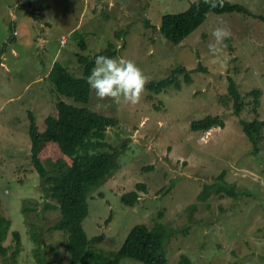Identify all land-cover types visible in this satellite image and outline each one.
Wrapping results in <instances>:
<instances>
[{
	"label": "rangeland",
	"instance_id": "1",
	"mask_svg": "<svg viewBox=\"0 0 264 264\" xmlns=\"http://www.w3.org/2000/svg\"><path fill=\"white\" fill-rule=\"evenodd\" d=\"M192 1L0 0V213L11 223L3 243L11 248L0 255V264L69 260L66 232L49 230L60 218L58 204L42 198L30 160L29 115L41 129L59 99L119 120L106 129L107 146L99 148L119 150L117 169L87 195L83 228L89 238L96 237L94 252L116 251L136 224L152 227L161 222L174 231L164 247L165 264H264V125L254 149L239 123L255 118L264 123V0H229L250 14L209 12L195 30L173 44L159 32L162 16L182 12ZM216 27L230 32L231 49L224 41L221 51L212 55L209 45L215 43L211 32ZM13 29L15 36L9 40ZM121 29L124 48L122 39L114 36ZM109 42L117 49L113 58L132 60L146 81L161 80L179 65L186 67L190 80L182 76L178 88L170 85L160 93L144 87L135 105L122 98L98 99L92 89L87 104L54 91L46 78L54 61L82 76L76 55L92 56ZM228 77L244 96L239 116L227 93ZM254 88L260 90L256 112L254 97L247 95ZM208 115H218L224 127L190 129L192 121ZM222 171L224 177L217 179ZM137 183H144L146 191L138 192L133 206L124 204L121 195ZM207 186H221L236 195L212 192L198 198ZM25 201L36 208L26 215ZM14 231L20 246L12 256ZM120 264L143 263L123 258Z\"/></svg>",
	"mask_w": 264,
	"mask_h": 264
},
{
	"label": "trees",
	"instance_id": "2",
	"mask_svg": "<svg viewBox=\"0 0 264 264\" xmlns=\"http://www.w3.org/2000/svg\"><path fill=\"white\" fill-rule=\"evenodd\" d=\"M22 7L26 11L28 10V6L22 5ZM48 7L46 5L41 8L46 9ZM209 12L250 14L243 5L229 0H223V7L215 9L210 8L204 0H193L186 10L163 15L159 32L165 39L177 44L195 30L205 20L206 14ZM33 16L38 17L35 12H33ZM261 19L264 21V17ZM145 24L148 28L152 26L148 19L145 20ZM12 32L9 40L15 36L14 29ZM124 35V29L114 33L115 37L122 39L121 48H124ZM229 40L230 37L225 42L231 49ZM79 46L81 49L85 47L83 40ZM116 54L117 49L114 44L109 42L105 49L92 56L76 55L78 62L83 65L82 76H74L65 66L54 61L46 78L59 95L71 98L78 103L87 104L91 89L86 81L93 67L94 57L96 55L114 57ZM182 76L184 81L190 80L186 67L179 65L161 80L146 81L144 87L151 93H160L170 85L178 88L180 86L179 78ZM227 79V93L232 101V109L234 114L239 116L245 107L244 96L239 92L235 81L231 77ZM247 95L254 97V111L256 112L259 105L260 90L254 88ZM29 119L30 160L40 179L42 198L44 201L47 199L54 200L58 204L60 212V218L49 226V230H62L67 234L64 249L69 254V260L62 264H120L123 258H131L143 264H165L164 247L167 238L171 237L174 231H168L161 222H157L152 227L143 223L132 226L116 251L101 250L94 252L91 248L96 237L89 238L83 228V220L88 214L87 195L90 188L100 186L117 169L119 150L112 148L101 151L99 148L107 146L104 141L106 129L117 126L119 120L115 116L103 115L86 106L78 107L61 99L56 101L54 111L43 118L41 129L36 125L31 114ZM239 123L256 149V142L260 138V131L264 125L263 121L258 118L251 121L240 119ZM213 127H224V122L218 115H208L190 123L192 131H207ZM224 174L225 171H222L217 179H222ZM231 184L234 191L235 184ZM210 188L211 186H207L206 190L203 188L198 198L206 199L212 192H225L230 196L236 195L222 191L221 186L215 189ZM141 191L145 192L146 187L144 183H137L134 190L121 195V201L126 205L133 206L139 199L138 192ZM26 202L23 205L25 215L27 212L36 209L27 206ZM46 206L49 207V205ZM109 220L108 218L105 222L108 223ZM27 221L31 225V222ZM10 224V220L0 213V255L2 256H5L7 250L11 248L3 244ZM31 229L32 231L34 229L32 225ZM13 239L15 246L12 256H15L20 246V236L17 231L13 232ZM32 239L36 242L39 241L34 231L32 232ZM35 255H38L37 250ZM91 260L94 262L92 263ZM184 260L187 261L185 258ZM39 264H43L40 259Z\"/></svg>",
	"mask_w": 264,
	"mask_h": 264
},
{
	"label": "clouds",
	"instance_id": "3",
	"mask_svg": "<svg viewBox=\"0 0 264 264\" xmlns=\"http://www.w3.org/2000/svg\"><path fill=\"white\" fill-rule=\"evenodd\" d=\"M210 8L223 7V0H204ZM215 43L209 45V51L216 55L229 36L230 32L223 27H216L211 32ZM87 84L98 99L110 98L119 102L135 105L139 103L140 95L146 83V77L141 69L130 59L123 56L115 58L106 55H96L93 61Z\"/></svg>",
	"mask_w": 264,
	"mask_h": 264
},
{
	"label": "built area",
	"instance_id": "4",
	"mask_svg": "<svg viewBox=\"0 0 264 264\" xmlns=\"http://www.w3.org/2000/svg\"><path fill=\"white\" fill-rule=\"evenodd\" d=\"M65 43V38L60 40V44L63 45Z\"/></svg>",
	"mask_w": 264,
	"mask_h": 264
},
{
	"label": "crops",
	"instance_id": "5",
	"mask_svg": "<svg viewBox=\"0 0 264 264\" xmlns=\"http://www.w3.org/2000/svg\"><path fill=\"white\" fill-rule=\"evenodd\" d=\"M42 43H43V41H42Z\"/></svg>",
	"mask_w": 264,
	"mask_h": 264
}]
</instances>
